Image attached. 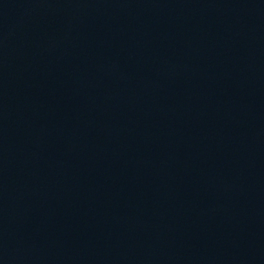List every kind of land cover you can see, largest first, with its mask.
Returning a JSON list of instances; mask_svg holds the SVG:
<instances>
[{"label":"water","instance_id":"95a60500","mask_svg":"<svg viewBox=\"0 0 264 264\" xmlns=\"http://www.w3.org/2000/svg\"><path fill=\"white\" fill-rule=\"evenodd\" d=\"M0 264H264V0H0Z\"/></svg>","mask_w":264,"mask_h":264}]
</instances>
